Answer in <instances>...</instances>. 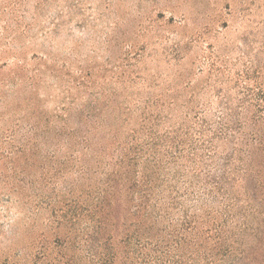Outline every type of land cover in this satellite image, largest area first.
Returning a JSON list of instances; mask_svg holds the SVG:
<instances>
[{
	"label": "rangeland",
	"instance_id": "374dc122",
	"mask_svg": "<svg viewBox=\"0 0 264 264\" xmlns=\"http://www.w3.org/2000/svg\"><path fill=\"white\" fill-rule=\"evenodd\" d=\"M263 137L264 0H0V264H96L88 211L128 176L195 264L262 259Z\"/></svg>",
	"mask_w": 264,
	"mask_h": 264
},
{
	"label": "trees",
	"instance_id": "16d2710c",
	"mask_svg": "<svg viewBox=\"0 0 264 264\" xmlns=\"http://www.w3.org/2000/svg\"><path fill=\"white\" fill-rule=\"evenodd\" d=\"M256 141L263 144L264 137ZM122 165V162L119 163V166ZM126 175L128 176V174ZM148 179L132 183L128 176L120 185V183H115V179L109 178L106 184L107 188L100 193L95 206L88 211L92 232L87 233V241L95 247L96 251L101 249V251L92 254V257L97 260L96 264H151L154 259L151 258L153 257L151 254L154 252L153 247H156L161 254V256H156L154 260L158 264H190L192 262L198 245L195 244L196 240H193L195 237L189 241V236L187 237L186 234L192 237L193 235L196 236V228L191 226L187 218H184L179 228L172 230L168 236L159 235L162 233L157 234L155 232L156 230L159 231L157 228L159 220L151 212V202L154 195L152 185L154 182ZM218 190L222 191L220 188ZM123 192H132L133 196L137 194L138 198H134V201H137L134 210H128L123 206L122 197H116V194H123ZM124 208L131 214L129 219L124 215ZM262 223L264 229V221ZM109 226H112L114 230L109 232ZM262 233L264 234V231ZM171 240L173 242L170 244L169 241ZM154 243L155 245L152 246ZM261 245V249L264 250V244ZM173 246L178 249L188 247L191 253L186 251L185 254H180L181 259H171L168 255ZM239 251L240 249L237 250V252ZM220 252L223 255H231L230 248ZM219 255L220 253H217L215 256ZM241 255L240 261L243 264L248 261L251 264H264V256L262 259H257L255 256L251 259V256H244V252ZM192 264H195L194 261Z\"/></svg>",
	"mask_w": 264,
	"mask_h": 264
}]
</instances>
